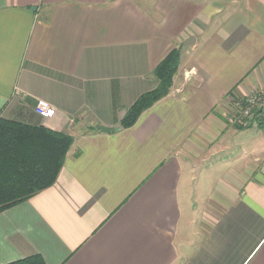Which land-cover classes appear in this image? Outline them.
<instances>
[{"label": "crops", "instance_id": "0c3cea01", "mask_svg": "<svg viewBox=\"0 0 264 264\" xmlns=\"http://www.w3.org/2000/svg\"><path fill=\"white\" fill-rule=\"evenodd\" d=\"M173 48L169 93L117 129ZM257 87L264 0H0V116L73 137L0 212V264H264V134L226 120Z\"/></svg>", "mask_w": 264, "mask_h": 264}, {"label": "trees", "instance_id": "16d2710c", "mask_svg": "<svg viewBox=\"0 0 264 264\" xmlns=\"http://www.w3.org/2000/svg\"><path fill=\"white\" fill-rule=\"evenodd\" d=\"M180 50L173 48L156 65L157 85L127 108L117 129L132 126L141 113L165 97L177 71ZM73 137L43 125H31L0 116V212L28 200L53 185ZM7 264H45L33 254Z\"/></svg>", "mask_w": 264, "mask_h": 264}, {"label": "built area", "instance_id": "2783aa9c", "mask_svg": "<svg viewBox=\"0 0 264 264\" xmlns=\"http://www.w3.org/2000/svg\"><path fill=\"white\" fill-rule=\"evenodd\" d=\"M35 112L43 118H51L55 109L47 101L37 99ZM235 124L241 127H264V87L250 90L245 98L235 99L230 104V114ZM264 173V161L261 166Z\"/></svg>", "mask_w": 264, "mask_h": 264}, {"label": "rangeland", "instance_id": "374dc122", "mask_svg": "<svg viewBox=\"0 0 264 264\" xmlns=\"http://www.w3.org/2000/svg\"><path fill=\"white\" fill-rule=\"evenodd\" d=\"M229 110H230V109H229ZM231 116H232V113L226 115V120L228 121L229 125H237V124H235V123L233 122ZM118 126H119V125H118ZM258 128H259L258 126H251V127H248L247 129H251V131H252L253 133H256V132L258 131L259 133H263V134H264V129H263V128L258 129ZM248 131H249V130H248ZM196 202H198V201H196Z\"/></svg>", "mask_w": 264, "mask_h": 264}, {"label": "water", "instance_id": "95a60500", "mask_svg": "<svg viewBox=\"0 0 264 264\" xmlns=\"http://www.w3.org/2000/svg\"><path fill=\"white\" fill-rule=\"evenodd\" d=\"M191 42H193L192 39L185 41L184 44H189V43H191ZM99 130H100L101 132H110L111 129L108 128V127H105V126H100V127H99Z\"/></svg>", "mask_w": 264, "mask_h": 264}]
</instances>
